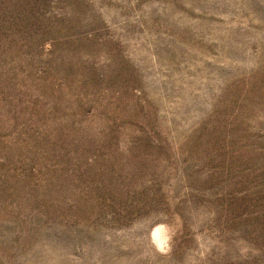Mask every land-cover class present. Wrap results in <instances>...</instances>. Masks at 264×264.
Here are the masks:
<instances>
[{"label":"rangeland","instance_id":"rangeland-1","mask_svg":"<svg viewBox=\"0 0 264 264\" xmlns=\"http://www.w3.org/2000/svg\"><path fill=\"white\" fill-rule=\"evenodd\" d=\"M0 264H264V0H0Z\"/></svg>","mask_w":264,"mask_h":264},{"label":"bare ground","instance_id":"bare-ground-1","mask_svg":"<svg viewBox=\"0 0 264 264\" xmlns=\"http://www.w3.org/2000/svg\"><path fill=\"white\" fill-rule=\"evenodd\" d=\"M156 233H158V232L156 231Z\"/></svg>","mask_w":264,"mask_h":264}]
</instances>
